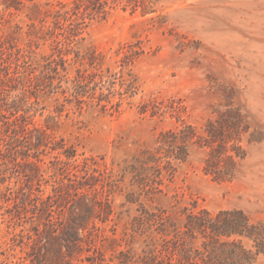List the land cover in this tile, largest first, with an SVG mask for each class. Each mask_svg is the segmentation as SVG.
Segmentation results:
<instances>
[{
    "label": "rangeland",
    "instance_id": "rangeland-1",
    "mask_svg": "<svg viewBox=\"0 0 264 264\" xmlns=\"http://www.w3.org/2000/svg\"><path fill=\"white\" fill-rule=\"evenodd\" d=\"M233 209L264 225V0H0V264H210L187 215Z\"/></svg>",
    "mask_w": 264,
    "mask_h": 264
},
{
    "label": "trees",
    "instance_id": "trees-1",
    "mask_svg": "<svg viewBox=\"0 0 264 264\" xmlns=\"http://www.w3.org/2000/svg\"><path fill=\"white\" fill-rule=\"evenodd\" d=\"M223 161L215 173L218 178L229 179L233 175L231 165L234 164V157L225 156ZM186 225L207 240L202 244L207 253V259L202 258L204 263L254 264L257 256L264 254V225L253 223L241 210H220L216 213L201 210L187 215ZM243 237L250 239L252 246H245L241 240Z\"/></svg>",
    "mask_w": 264,
    "mask_h": 264
}]
</instances>
